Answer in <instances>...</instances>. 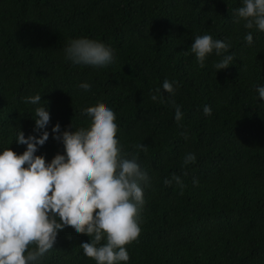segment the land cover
I'll return each instance as SVG.
<instances>
[{
  "label": "trees",
  "instance_id": "trees-1",
  "mask_svg": "<svg viewBox=\"0 0 264 264\" xmlns=\"http://www.w3.org/2000/svg\"><path fill=\"white\" fill-rule=\"evenodd\" d=\"M240 6V0H0V149L21 154L26 145L16 142L17 132L39 134L26 96L39 93L50 112L49 138L36 153L46 161L64 151L53 125L88 127L83 109L111 108L123 152L150 177L140 233L125 245L127 264H264V101L257 93L264 86V32L234 22ZM249 31L251 45L244 40ZM204 34L230 45L233 64L216 71L215 55L197 64L190 46ZM80 37L103 42L115 63L93 68L66 60L64 48ZM164 79L176 81L175 95L162 90L152 101ZM82 82L91 90L80 89ZM173 102L183 113L179 122ZM188 152L196 161L183 165ZM173 175L182 188L163 182ZM90 239L60 230L40 264H96L80 247Z\"/></svg>",
  "mask_w": 264,
  "mask_h": 264
},
{
  "label": "clouds",
  "instance_id": "clouds-1",
  "mask_svg": "<svg viewBox=\"0 0 264 264\" xmlns=\"http://www.w3.org/2000/svg\"><path fill=\"white\" fill-rule=\"evenodd\" d=\"M240 3L234 22L243 21L245 29L264 32V0ZM244 40L249 45L253 43L251 31ZM229 47L226 41L204 34L193 39L190 52L200 67L209 56L219 57L213 64L218 71L233 64L234 57L227 54ZM64 55L73 65L93 68H109L116 60L103 42L88 37L70 40ZM176 87L175 80L164 79L150 98L157 101L162 90L171 98ZM79 88L88 92L92 85L82 82ZM257 93L264 101V86H258ZM23 100L35 106L33 132L39 134L26 136L22 130L17 132L16 142L26 145L21 154L10 147L0 149V264H40L53 248L58 231L65 228L90 236V242H83L80 247L96 264H127L130 256L125 245L140 233L139 218L146 203L144 189L150 177L135 155L123 152L116 114L99 104L82 110L90 120L88 127L61 131L59 123L53 125V138L63 143L64 151L46 161L36 153L49 138L50 112L46 105H40L39 93ZM174 108V119L179 122L183 113L179 105L174 104ZM203 114L210 116L211 107L205 105ZM195 161L194 153L184 154L183 165ZM163 182L183 187L179 176ZM192 182L197 184L198 180L193 178ZM30 245H35L34 249Z\"/></svg>",
  "mask_w": 264,
  "mask_h": 264
}]
</instances>
